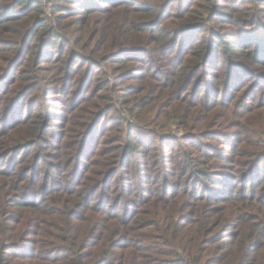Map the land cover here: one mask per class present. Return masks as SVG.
I'll return each instance as SVG.
<instances>
[{
    "label": "trees",
    "instance_id": "obj_1",
    "mask_svg": "<svg viewBox=\"0 0 264 264\" xmlns=\"http://www.w3.org/2000/svg\"><path fill=\"white\" fill-rule=\"evenodd\" d=\"M49 3L0 0V264H264V0Z\"/></svg>",
    "mask_w": 264,
    "mask_h": 264
},
{
    "label": "built area",
    "instance_id": "obj_2",
    "mask_svg": "<svg viewBox=\"0 0 264 264\" xmlns=\"http://www.w3.org/2000/svg\"><path fill=\"white\" fill-rule=\"evenodd\" d=\"M34 1L39 2L41 4L45 16L52 20L53 15H52V11L50 8L49 0H34ZM122 115L124 118H126L128 120V122H130V123L134 122V119L125 110L122 111Z\"/></svg>",
    "mask_w": 264,
    "mask_h": 264
}]
</instances>
